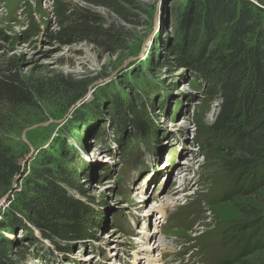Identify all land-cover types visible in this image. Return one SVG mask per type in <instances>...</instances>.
Listing matches in <instances>:
<instances>
[{
    "label": "rangeland",
    "instance_id": "rangeland-1",
    "mask_svg": "<svg viewBox=\"0 0 264 264\" xmlns=\"http://www.w3.org/2000/svg\"><path fill=\"white\" fill-rule=\"evenodd\" d=\"M253 2L264 26V0ZM185 3L0 0V76L15 80L13 102L0 103V167L20 169L0 181L5 264H147L148 244L160 245L150 258L159 264H264V219L243 236L235 229L245 225L237 206L262 199L225 200L229 143L209 131L219 106L165 53ZM78 23L95 42L64 38ZM49 160L51 171L76 162L90 175L84 236H57L24 212L38 206L31 180ZM11 217L20 225L3 228ZM244 240L256 252L246 255Z\"/></svg>",
    "mask_w": 264,
    "mask_h": 264
},
{
    "label": "trees",
    "instance_id": "trees-1",
    "mask_svg": "<svg viewBox=\"0 0 264 264\" xmlns=\"http://www.w3.org/2000/svg\"><path fill=\"white\" fill-rule=\"evenodd\" d=\"M103 6L104 0H90ZM263 11L248 0H186L183 9L174 15L178 21L175 35L165 47L173 67L190 68L202 82L207 104L219 106L209 127L211 138L229 143L224 148L226 174L233 178L225 200L257 198L264 203V26ZM83 23L66 31L69 43L90 40L95 35ZM80 35H82L80 37ZM79 38H76V37ZM74 39L68 40V39ZM14 76H0V103H11L15 93ZM139 136H131L120 146L123 155L135 148ZM5 155L0 154V162ZM70 158V156L68 155ZM72 158V157H71ZM74 161V160H73ZM40 170L31 180L32 191L39 194L38 206L30 203L31 219H40L45 230L57 236H84L85 229L94 224L93 213L79 199L83 195L81 182L90 183V175L78 163L59 166L54 171ZM5 163V162H4ZM0 167V181L20 174L16 167ZM239 211L245 225L237 230L243 236L264 219V206L241 204ZM3 228L20 225L17 218L1 224ZM41 225V226H42ZM43 230V226L41 227ZM233 231V229H232ZM241 231V233L239 232ZM44 233V230H43ZM243 240V238H241ZM245 241V247L248 243ZM7 244L0 241V264L8 259ZM257 245L246 248V255L256 252Z\"/></svg>",
    "mask_w": 264,
    "mask_h": 264
},
{
    "label": "bare ground",
    "instance_id": "bare-ground-1",
    "mask_svg": "<svg viewBox=\"0 0 264 264\" xmlns=\"http://www.w3.org/2000/svg\"><path fill=\"white\" fill-rule=\"evenodd\" d=\"M85 64V63H84ZM177 193H175V192H171V191H168L165 195H166V199H168V200H174L173 198H174V196L176 195ZM162 197V196H161ZM173 197V198H172ZM158 199H160V197H158ZM162 199V198H161ZM144 200H148V198H144ZM163 200V199H162ZM160 203V202H159ZM162 204V203H161ZM168 207V204H166V207H164V205L162 204V205H160L159 206V208L161 209H166ZM163 222V221H162ZM161 222V223H162ZM150 245L148 244V245H146L145 246V248H143V249H141V251H147V250H149L150 252H149V257H148V259H147V264H157L158 263V260H156V259H150V258H153L154 256L152 255V253H153V251L154 250H156V248H159L160 247V245H154L153 244V246H152V249L149 247ZM151 255V256H150ZM159 264V263H158Z\"/></svg>",
    "mask_w": 264,
    "mask_h": 264
},
{
    "label": "built area",
    "instance_id": "built-area-1",
    "mask_svg": "<svg viewBox=\"0 0 264 264\" xmlns=\"http://www.w3.org/2000/svg\"><path fill=\"white\" fill-rule=\"evenodd\" d=\"M248 1L252 2L253 4H255V3L253 2V0H248Z\"/></svg>",
    "mask_w": 264,
    "mask_h": 264
},
{
    "label": "water",
    "instance_id": "water-1",
    "mask_svg": "<svg viewBox=\"0 0 264 264\" xmlns=\"http://www.w3.org/2000/svg\"><path fill=\"white\" fill-rule=\"evenodd\" d=\"M18 179H19V178H18ZM18 179H17V180H18Z\"/></svg>",
    "mask_w": 264,
    "mask_h": 264
}]
</instances>
